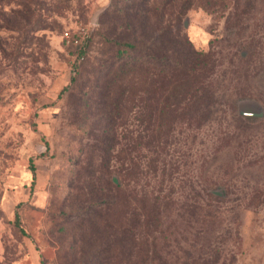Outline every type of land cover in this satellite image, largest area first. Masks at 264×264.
<instances>
[{
  "label": "rangeland",
  "instance_id": "374dc122",
  "mask_svg": "<svg viewBox=\"0 0 264 264\" xmlns=\"http://www.w3.org/2000/svg\"><path fill=\"white\" fill-rule=\"evenodd\" d=\"M17 1L0 0V264H98L122 205L101 200L118 202L123 183L102 147V83L90 69L115 55L107 43L133 40L132 1L156 10L147 36L163 19L166 37L212 57L205 106L173 117L167 134L153 119L138 126L124 103L133 161L117 197L130 209L149 192L170 202L162 225L150 238L138 228L137 242H153V264H264V116L237 118L246 101L264 112V0L213 10L203 0H41L38 22L12 30ZM65 31L87 32L80 62Z\"/></svg>",
  "mask_w": 264,
  "mask_h": 264
},
{
  "label": "trees",
  "instance_id": "16d2710c",
  "mask_svg": "<svg viewBox=\"0 0 264 264\" xmlns=\"http://www.w3.org/2000/svg\"><path fill=\"white\" fill-rule=\"evenodd\" d=\"M231 1H234L232 6H236L237 0H203L204 6L212 10L218 4L227 6ZM41 2V0H18L16 9L12 10L14 26L9 28L6 25V27L22 30L37 23L35 7ZM128 10L131 18L127 27L132 29L133 40H113L107 43L115 47V55L98 59L90 69L97 76V83H102L103 108H105L102 130L105 134V142L102 147L108 163L113 158L119 163L116 173L123 183L122 186L114 187L118 202H113V198L108 202L104 196L101 200L106 206L111 205L114 208L122 205L118 218L108 225L111 229H105L110 230L107 234L109 242L99 249L98 264H153L155 256L151 246L154 244L152 242L149 245L148 240L142 243L141 239L137 242L136 230L142 228L144 236L150 238L151 232L162 225V216L170 203L149 192L140 200L142 205L136 204L137 207L130 209L131 203L126 196L117 197L125 189L123 187L131 177V170L127 164H132L133 161L130 157L131 153H128L127 144H122L129 137L123 131L124 103L131 104L129 110L138 126L153 119L163 135L165 131L167 134L170 130L173 117L183 116L185 110H189L194 104L197 107H204L200 98L203 94H207L208 97L210 91L205 83L212 66V57L209 53L196 51L184 36L173 34L171 37H166L165 34L168 32L170 35L172 30H167L168 22L163 19L158 22L159 27L157 25L156 29L153 28V36H147L145 24L149 21L148 14L151 15V11L156 13V10L145 8L144 4L136 5L133 1ZM178 19L179 16L176 21ZM160 45L162 48L159 47ZM85 50H78V55H82L83 59L86 56ZM114 65H116L115 70L112 69ZM73 70L75 74L78 72L76 65ZM147 84L149 86H146ZM243 117L245 116L237 115V118L244 119ZM138 137L140 136L132 140L136 145L134 148L140 147ZM30 170L34 174L33 165L30 166ZM15 218L18 223L17 213ZM134 222L136 229H132L135 228ZM131 225L133 226L130 227ZM191 264L225 263L220 262L219 259L212 261L204 259L193 260Z\"/></svg>",
  "mask_w": 264,
  "mask_h": 264
},
{
  "label": "water",
  "instance_id": "95a60500",
  "mask_svg": "<svg viewBox=\"0 0 264 264\" xmlns=\"http://www.w3.org/2000/svg\"><path fill=\"white\" fill-rule=\"evenodd\" d=\"M92 23L94 25L97 24V17L93 19ZM240 110H241L240 115L242 116H252V117H258V118H261L262 116H264V112H262L261 107L254 101H246L242 103V105H240Z\"/></svg>",
  "mask_w": 264,
  "mask_h": 264
},
{
  "label": "built area",
  "instance_id": "2783aa9c",
  "mask_svg": "<svg viewBox=\"0 0 264 264\" xmlns=\"http://www.w3.org/2000/svg\"><path fill=\"white\" fill-rule=\"evenodd\" d=\"M86 35H87V32L86 31H82L81 34H79L78 36H80V40L77 38V37H72L70 35V33L68 31H65L63 33V36L66 38V39H71V42L75 43V44H78L79 46V50H83L84 49V44H85V39H86ZM72 37V38H71ZM79 42V43H78ZM77 62H80L81 60H83V56H79L77 57Z\"/></svg>",
  "mask_w": 264,
  "mask_h": 264
}]
</instances>
